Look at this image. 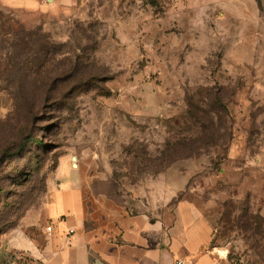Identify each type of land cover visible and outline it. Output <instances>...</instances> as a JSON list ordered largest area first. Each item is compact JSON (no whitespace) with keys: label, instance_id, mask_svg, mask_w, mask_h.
Wrapping results in <instances>:
<instances>
[{"label":"rangeland","instance_id":"obj_1","mask_svg":"<svg viewBox=\"0 0 264 264\" xmlns=\"http://www.w3.org/2000/svg\"><path fill=\"white\" fill-rule=\"evenodd\" d=\"M71 167L264 264V0H0V248Z\"/></svg>","mask_w":264,"mask_h":264},{"label":"crops","instance_id":"obj_2","mask_svg":"<svg viewBox=\"0 0 264 264\" xmlns=\"http://www.w3.org/2000/svg\"><path fill=\"white\" fill-rule=\"evenodd\" d=\"M68 174L50 186L41 228L9 238L0 264H225L207 249L212 228L192 201L178 200L169 221L96 191L83 168Z\"/></svg>","mask_w":264,"mask_h":264},{"label":"built area","instance_id":"obj_3","mask_svg":"<svg viewBox=\"0 0 264 264\" xmlns=\"http://www.w3.org/2000/svg\"><path fill=\"white\" fill-rule=\"evenodd\" d=\"M47 229H48V231H51V226H48ZM178 264H183V261L179 260Z\"/></svg>","mask_w":264,"mask_h":264}]
</instances>
